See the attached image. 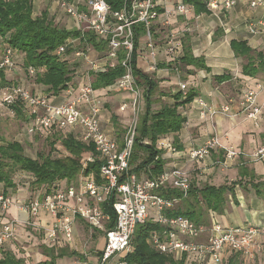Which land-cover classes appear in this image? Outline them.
<instances>
[{
  "label": "built area",
  "instance_id": "obj_1",
  "mask_svg": "<svg viewBox=\"0 0 264 264\" xmlns=\"http://www.w3.org/2000/svg\"><path fill=\"white\" fill-rule=\"evenodd\" d=\"M201 1L206 10L219 12L230 10L240 0ZM241 1L250 8L264 5V0ZM33 3L49 4L53 11L72 23L69 29L80 32V37L67 38L53 53L58 57H68V63L74 68V82L58 94H47L36 86L30 89L11 81H8L11 84L0 83V116H15L14 107H17L27 120L25 132L28 138L37 134L46 138L59 132L73 136L85 146H92L95 154L83 156L80 175L72 182L50 188L37 186L31 174L18 170L11 186L0 183V250L11 243L18 246L19 229L27 233L28 243L38 240V248L68 246L76 239V222H81L89 229L90 239L92 233H100L103 239L102 250L95 256L84 254L82 264H127L125 258L134 250L136 228L151 223L157 229L148 233L147 245L175 261L224 264L230 255H238L245 262H254L264 246V225L223 226L214 222L204 225L184 216H168L167 213L174 211L180 201L188 197L189 173L183 168L173 167L158 177L148 179L130 172L143 93L137 85L131 63L133 28L141 24L144 29L136 48V69L173 78L184 96L188 91L187 84L181 81L180 74L183 38L188 27L174 28L173 20L186 17L193 7L185 0H129L117 11H113L105 0H33ZM86 33L106 44L104 53L95 51L85 41ZM1 48L0 72L5 77L7 72L15 69L17 54L7 46ZM121 51L123 58L118 60ZM82 65L84 71L80 70ZM117 65L124 69V73L102 90L106 95H127L119 106L121 113H127V122L120 133L112 128L113 133H110L101 119L102 107L96 90L92 88L90 73L99 74ZM24 71L25 77L34 78L35 69L28 67ZM263 90L264 80H261L244 89L236 101L213 106L196 97L191 105L202 121H212L218 116H239L258 127L261 108L257 98ZM52 98H60V102L52 103ZM181 115L185 117L184 112ZM187 125L186 120L183 127ZM142 143L148 142L144 140ZM156 149L190 162H201L220 150L223 155L218 164L224 168L231 167L234 160L244 156L232 145H222L216 135L200 146H188L182 150L160 139ZM247 158L253 162L264 161V145L255 148ZM95 160L100 163L97 177L92 171L85 174L87 165ZM165 188L178 190L182 197H162V190H170ZM107 207L114 213L112 228H107L111 220ZM10 209L26 215V218L10 217Z\"/></svg>",
  "mask_w": 264,
  "mask_h": 264
},
{
  "label": "trees",
  "instance_id": "obj_2",
  "mask_svg": "<svg viewBox=\"0 0 264 264\" xmlns=\"http://www.w3.org/2000/svg\"><path fill=\"white\" fill-rule=\"evenodd\" d=\"M113 11L120 10L125 2L129 0H105ZM191 5L196 14L206 11L204 4L200 0H185ZM33 0H0V37L3 40L2 46H7L15 50L17 57L21 56L23 68L32 67L36 73L32 79L40 90L52 94L64 91L73 81L74 68L68 63V57L55 56L53 53L59 45L67 38L80 37V32L75 29L57 26L47 9H43L36 14ZM134 48L131 55L133 73L136 77L137 85L142 87V99L144 110L139 115L137 123V136L135 137L130 159V172L137 175L142 174L148 179L158 177L164 171L165 161L161 158L162 151L156 149L158 140L166 135L177 134L186 122V118L181 115L179 108L192 103L196 98L195 89H189L183 96L178 90L174 94H162L163 97H170L172 104L162 105L159 110L152 109L154 96L158 85L156 81L147 74L136 69V48L139 46L138 39L144 33L141 24L134 28ZM84 39L95 51L104 53L106 44L95 38L94 35L86 33ZM230 47L235 57H243L246 63L242 65V75L254 77L264 73V53L252 50L245 42L231 41ZM183 66H192L197 71L209 72L201 58L192 55L187 44L183 45ZM123 58L121 51L118 60ZM124 73V69L117 65L112 69H107L99 74H91L92 88L95 90L104 89L119 78ZM228 77L222 75L214 77L218 83L227 80ZM0 83L2 85L10 83L5 80L4 73L0 72ZM11 84V83H10ZM16 117L25 118L22 111L14 107ZM49 151L47 154L38 153L35 158L24 154L21 143L17 141L7 142L0 145V183L11 186L12 173L21 170L31 174L35 178V185L53 187L61 183H68L75 180L81 171L80 160L84 153H94L92 146H85L77 142L71 135H63L59 132L45 138ZM148 143H142L143 141ZM58 144V145H57ZM59 146V148H55ZM179 149L180 147H176ZM58 156H54L53 154ZM60 153V155H59ZM100 166L98 161L87 165L85 174L97 171ZM190 189L189 199L181 200L182 206H177L174 211L167 213L168 216H184L196 224H202L203 212L195 207L186 206L191 198L199 205L202 201L205 210L220 211L224 203V194L229 191L226 187L205 186L202 189ZM170 189V188H165ZM160 195L165 198H181V193L176 189L162 190ZM191 197V198H190ZM111 220L107 228L114 225V213L110 207L106 208ZM152 229L157 226L151 223L140 225L136 228L133 237L134 250L127 255V264H183L172 258L159 254L152 250L146 243V237ZM18 250L21 249L18 247ZM40 252L47 260L36 264H55V259L67 256L78 257L83 260V256L67 248L55 252L54 249L41 247ZM0 264H28L24 260L15 257L14 252L0 250ZM228 264H239L238 255L229 260Z\"/></svg>",
  "mask_w": 264,
  "mask_h": 264
},
{
  "label": "crops",
  "instance_id": "obj_3",
  "mask_svg": "<svg viewBox=\"0 0 264 264\" xmlns=\"http://www.w3.org/2000/svg\"><path fill=\"white\" fill-rule=\"evenodd\" d=\"M34 6L35 13L39 14L37 4ZM173 25L174 28L178 29H181L183 25L188 27V32L183 38V45L187 44L192 55L201 58L205 67L209 69V72L206 73L205 71H197L192 66H184L188 72L185 75L184 83L189 86V89H195L196 97H201L207 103L218 106L225 101H236L241 97L244 89L253 86L257 81L264 80V73L254 77L243 76L242 65L246 63V59L235 57L230 47L231 41L245 42L252 50L264 53V5L250 8L240 0L227 11L212 12L206 10L196 14L192 9L186 17L173 20ZM222 75L228 79L220 83L214 80V77ZM150 78L156 81L158 88L177 86L173 78H165L162 73L153 74V77ZM16 80L10 79L11 83ZM175 90L178 91V88H172L169 95L174 94ZM96 94L97 100L103 103L101 119L107 126L120 133L124 128L126 122L124 117L127 113H121L119 106L115 108L113 99L123 101L127 95L124 93L106 95L102 89L96 90ZM59 99L52 98L51 101L57 103L60 102ZM257 104L261 108V116L258 127H255L250 120L239 116L234 118L218 116L212 121H202L198 119L197 113L190 103L184 108H179L180 113H185L188 122L187 127H182L177 134H169L162 139L182 150L188 146H200L208 138L216 135L220 137L222 145H232L244 154L240 159L234 160L231 167L224 168L218 164L223 155L220 150L213 152L210 157L201 162H190L162 151L161 158L165 161L164 170L173 167L185 169L189 173L191 189H202L205 186L229 189L223 196L224 203L219 212L206 211L202 201L197 205L190 197V203L186 206L195 207L196 210L200 209L203 212L202 224L204 225L213 222L223 226L264 225V161L253 162L247 158V155L255 148L264 145V90L259 94ZM110 107L114 108L112 112H114L115 117H118L117 121L121 120L122 126L118 122L112 121L111 116H106L107 108L110 109ZM115 117L113 116V118ZM179 206H182L181 203ZM8 213L10 217L26 218V215L18 213L15 209H10ZM74 231L77 239L78 234L84 231L83 223L78 222ZM96 234L99 242L102 235ZM17 237V243L23 246L26 252L34 250L27 242L25 231L19 229ZM98 242L94 247L95 254L93 256L99 251ZM18 246L11 243L1 251H9L15 247L18 250ZM36 253L43 261L47 259L41 252ZM233 256L235 255L227 257L224 264H228ZM36 259V261L27 263L36 264L39 262L38 257ZM70 261L72 264H76L74 259H70ZM238 262L239 264H255V262L264 264V246L254 262H245L239 256ZM77 264L81 263L78 262Z\"/></svg>",
  "mask_w": 264,
  "mask_h": 264
},
{
  "label": "rangeland",
  "instance_id": "obj_4",
  "mask_svg": "<svg viewBox=\"0 0 264 264\" xmlns=\"http://www.w3.org/2000/svg\"><path fill=\"white\" fill-rule=\"evenodd\" d=\"M38 8V12L42 11L43 9H47L49 14L51 15V18L53 19V22L60 27H66V28H70L71 27V22L64 17L62 14H59L55 11H53V8H51V6L49 4H47L46 6L37 4L36 6ZM3 44V40L0 37V55H1V46ZM144 47V45H143ZM16 67L13 71L11 72H7L6 73V79L7 81H10V79H17L16 81H14L13 83L15 84H19L22 85L26 88H30V89H34L36 88L34 82L32 79H29L27 77H25V71L24 68L21 64V56H18L16 58ZM85 67L82 66L80 67V70L84 71ZM145 73L149 76V77H153V74L148 73L145 71ZM188 72L186 71L185 67L183 66L181 68V81L184 82V78L185 75ZM202 75H204L203 73H201ZM177 85V84H176ZM172 88H178V86H172L171 88L165 86L163 88H157L155 96H154V103L152 106V109L154 111L159 110V108L162 105H167V104H172V99L170 97H163L162 94H169L172 91ZM187 90H189V86L186 87ZM140 91H143L142 87L140 86ZM176 91V90H175ZM114 100L115 103V108H117L118 106L121 105L122 100L121 99H117V101ZM99 105L102 106L103 103H100L99 101ZM109 107V105H108ZM140 108H141V112H143L144 110V102L143 99H141L140 102ZM114 108L110 107L107 108V112H106V116L107 117H112L111 120L114 122H118L121 126V120L117 121L118 117L114 115ZM112 112V113H111ZM113 116L115 118H113ZM126 119V116L124 117ZM127 122V119H126ZM125 122V124H126ZM26 124H27V120L26 118H20V117H16L15 116H8V115H2L0 116V145H5L7 142H11V141H17L19 143H21L23 150H24V154L28 157L31 158H35L37 156L38 153H43V154H47L49 151V146L46 143L45 138H40L37 135L28 138L25 132V128H26ZM119 125V126H120ZM106 130L110 133H113L111 131V127L107 126ZM58 145V144H57ZM55 148H59V146H56ZM87 153L82 154V156L86 155ZM93 154V153H92ZM54 156H58L55 153L53 154ZM60 155V153H59ZM82 159L80 160V164L82 166ZM18 170H15L12 173V177H14V175L16 174ZM74 181V180H73ZM78 224V222H76V225ZM84 226V231H81L80 234H78V237L76 239V241H74L73 244H69L68 246L65 245H61L56 247L55 252H57L60 249L63 248H67L70 251H74L77 254L83 256L84 254L86 255H90L93 256V254H95V246L96 243L98 242V235L96 233H92V237L91 239L89 238V229L83 224ZM97 237V238H96ZM18 245H20L19 243H17ZM28 244H30L31 251L26 252L25 248L23 246L20 245V250L17 251L16 247L10 249L11 251L14 252V255L16 258L24 260L25 262H31V261H36V257H38V261L42 262L43 259L37 255L38 253L36 252H40V247L38 248V246H40V242L36 239H33L32 242H29ZM103 248V239H100V241L98 242V250H102ZM70 259H74V261L76 262V264L79 262L82 264V262L84 260H80L78 257H71L68 258L67 256L64 257H59L57 259H55V264H72V262L70 261ZM47 260V259H45ZM44 260V261H45ZM255 264H257L255 262Z\"/></svg>",
  "mask_w": 264,
  "mask_h": 264
}]
</instances>
